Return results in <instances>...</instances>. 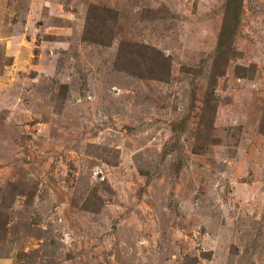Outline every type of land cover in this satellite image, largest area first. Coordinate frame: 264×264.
Returning a JSON list of instances; mask_svg holds the SVG:
<instances>
[{
	"label": "rangeland",
	"instance_id": "obj_1",
	"mask_svg": "<svg viewBox=\"0 0 264 264\" xmlns=\"http://www.w3.org/2000/svg\"><path fill=\"white\" fill-rule=\"evenodd\" d=\"M225 3L0 0V264H264V0L214 59Z\"/></svg>",
	"mask_w": 264,
	"mask_h": 264
},
{
	"label": "trees",
	"instance_id": "obj_2",
	"mask_svg": "<svg viewBox=\"0 0 264 264\" xmlns=\"http://www.w3.org/2000/svg\"><path fill=\"white\" fill-rule=\"evenodd\" d=\"M243 1L226 0L223 23L216 43L214 59L219 58V54L225 53L232 46L241 24Z\"/></svg>",
	"mask_w": 264,
	"mask_h": 264
}]
</instances>
